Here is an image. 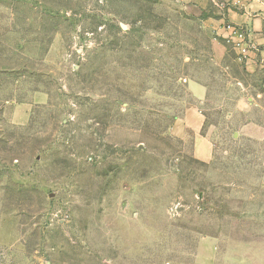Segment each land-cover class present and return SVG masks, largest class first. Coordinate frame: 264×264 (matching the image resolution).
Returning <instances> with one entry per match:
<instances>
[{
    "label": "rangeland",
    "instance_id": "374dc122",
    "mask_svg": "<svg viewBox=\"0 0 264 264\" xmlns=\"http://www.w3.org/2000/svg\"><path fill=\"white\" fill-rule=\"evenodd\" d=\"M182 3L0 0V264H264V41Z\"/></svg>",
    "mask_w": 264,
    "mask_h": 264
},
{
    "label": "crops",
    "instance_id": "0c3cea01",
    "mask_svg": "<svg viewBox=\"0 0 264 264\" xmlns=\"http://www.w3.org/2000/svg\"><path fill=\"white\" fill-rule=\"evenodd\" d=\"M183 8L193 17H203L205 24L224 32V24L247 29L257 41H264V0H183ZM211 9L214 14H211ZM219 50L222 47L217 46ZM196 96L202 98L206 88L196 86ZM204 117L197 108L188 109L184 117L175 122L172 132L177 137H185L187 132L193 134V152L195 158L209 162L213 154V145L203 136Z\"/></svg>",
    "mask_w": 264,
    "mask_h": 264
},
{
    "label": "built area",
    "instance_id": "2783aa9c",
    "mask_svg": "<svg viewBox=\"0 0 264 264\" xmlns=\"http://www.w3.org/2000/svg\"><path fill=\"white\" fill-rule=\"evenodd\" d=\"M224 29L230 34V37L236 46L239 59L249 61V54L253 49L257 48L251 39V33L245 28L236 27L231 24L225 26ZM261 46L264 47V43L261 44Z\"/></svg>",
    "mask_w": 264,
    "mask_h": 264
}]
</instances>
